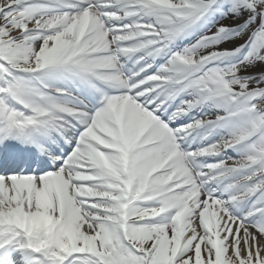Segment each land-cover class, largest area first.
Returning a JSON list of instances; mask_svg holds the SVG:
<instances>
[{"label":"snow or ice","instance_id":"snow-or-ice-1","mask_svg":"<svg viewBox=\"0 0 264 264\" xmlns=\"http://www.w3.org/2000/svg\"><path fill=\"white\" fill-rule=\"evenodd\" d=\"M0 264H264V0H0Z\"/></svg>","mask_w":264,"mask_h":264}]
</instances>
